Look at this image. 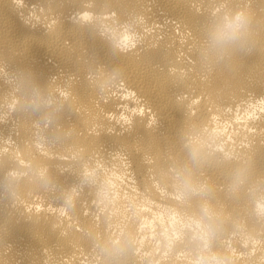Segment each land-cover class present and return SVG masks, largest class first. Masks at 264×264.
<instances>
[{"label":"bare ground","instance_id":"6f19581e","mask_svg":"<svg viewBox=\"0 0 264 264\" xmlns=\"http://www.w3.org/2000/svg\"><path fill=\"white\" fill-rule=\"evenodd\" d=\"M0 264H264V0H0Z\"/></svg>","mask_w":264,"mask_h":264},{"label":"clouds","instance_id":"9594fccd","mask_svg":"<svg viewBox=\"0 0 264 264\" xmlns=\"http://www.w3.org/2000/svg\"><path fill=\"white\" fill-rule=\"evenodd\" d=\"M241 22H242L241 17L238 15L236 18V21L233 22V24H231V25H227V27L233 28V29L238 28L240 26Z\"/></svg>","mask_w":264,"mask_h":264}]
</instances>
